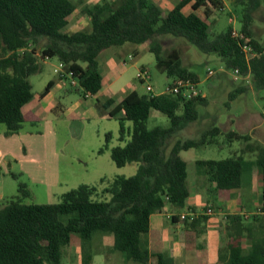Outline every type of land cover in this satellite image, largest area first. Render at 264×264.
I'll list each match as a JSON object with an SVG mask.
<instances>
[{
  "label": "trees",
  "instance_id": "obj_1",
  "mask_svg": "<svg viewBox=\"0 0 264 264\" xmlns=\"http://www.w3.org/2000/svg\"><path fill=\"white\" fill-rule=\"evenodd\" d=\"M260 0H235L240 8L241 36L232 34L228 25L217 34L210 31L207 19L213 10L224 8L222 0H176L173 8L164 11L149 0H98L86 5L84 13L89 30L64 31L68 18L76 10L71 0H0V124L4 135L19 133L25 122L37 123L40 117L24 107L33 98L29 77L43 70L42 61L56 58L63 65L60 77L70 74L76 80L72 90L82 97L94 96L102 89L97 61L99 54L113 46L147 45L155 55L156 68L167 80L197 75L182 63L180 52L173 47L162 55L159 36L169 34L183 38L204 53L216 54L224 65L242 77L250 76L253 85L264 88V40L254 37L252 11ZM189 5V12L184 8ZM200 11V12H199ZM41 44L40 51L38 48ZM247 46L249 49H244ZM133 50L132 54H136ZM59 77V78H60ZM69 77V76H68ZM198 83V82H197ZM53 85L48 81L40 97ZM247 90L239 86L229 94ZM206 97L184 98L173 93L139 94L130 91L118 103L110 97L97 98L96 106L111 116H118L119 141L123 145L108 148L110 134L99 150H109L114 164L122 167L135 162L138 167L130 176H116L102 189L79 184L63 193L56 203H25L30 196L26 185L20 184L19 194L6 198L0 208V264H62L71 233L82 241L90 240L97 231L113 235V248L138 264H172L159 251H149L142 239L149 230L150 215L163 209H196L187 206V163L180 152L202 146L229 148L234 142L244 145L230 151L223 159H197L203 168L208 191L213 198L241 187L243 156L254 153L261 171L259 221L264 213V145L252 141L249 133L222 130L212 126L196 138L177 139V134L198 118V106L206 105ZM151 110L168 118L166 126L149 128ZM130 121L127 136L123 121ZM180 217H171L172 222ZM208 215H188L181 220L182 239L187 249L194 247ZM242 214L225 216L226 228L250 230L242 222ZM264 231V224H263ZM142 242L144 247H142ZM239 245L231 243L224 264H264V235L261 242L243 254ZM92 255L83 250L81 264H91ZM217 264V263H216Z\"/></svg>",
  "mask_w": 264,
  "mask_h": 264
},
{
  "label": "rangeland",
  "instance_id": "obj_2",
  "mask_svg": "<svg viewBox=\"0 0 264 264\" xmlns=\"http://www.w3.org/2000/svg\"><path fill=\"white\" fill-rule=\"evenodd\" d=\"M71 1L75 2L76 10L69 17L64 31L71 33L76 30H89V20L84 8L98 0ZM149 1L164 11L169 10L176 2V0ZM222 3L224 8L219 11L213 10L207 19L213 34L219 33L228 25H232L236 30L240 26L241 6H236L235 0H222ZM189 10V6L184 8L185 13ZM252 15L254 37L263 42L264 0L259 1ZM159 41L162 44V55L173 47L181 50L183 65L197 75L198 88L208 100L206 105L198 106V118L181 130L177 134V139L196 138L207 128L219 126L224 131L231 129L249 133L252 141L264 145V88H256L250 76H240L228 69L216 54L201 52L183 38L165 34L159 36ZM125 46L135 48L137 55L125 56L124 65L120 57L113 55V52L121 51L123 46L109 47L97 57L100 75H103V85L106 87L107 79H112L113 83L107 89L113 94L120 90L126 93L135 90L139 94H146L149 93L145 88L146 84L152 87V93H162L170 80L156 68L154 53L149 51L147 45ZM40 48L41 44L38 52ZM59 64L55 57L45 59L42 61L43 70L29 77L33 86V98H37L49 80L53 82L59 80L63 86L62 90L42 99L39 108L35 110L40 120L37 123H23L19 133L13 135H4V126L0 124V208L6 198L19 194L20 184L26 185L30 192V196L24 198L25 203L50 204L58 202L63 193L76 188L79 184H90L102 189L109 186L114 177L130 176L137 170L138 165L135 162L122 167L116 166L110 158L108 149L99 152L106 143L108 134H110L108 148L125 143L118 139L120 114L111 117L96 106L97 97L88 96L84 99L74 92L70 84L71 78L60 77L63 69ZM142 67L148 71V77L143 83L137 78L138 70ZM208 69L213 71V75L208 76ZM239 86H247V90L237 93L230 99L229 94ZM108 91L102 97L99 96V100L110 95ZM52 105L55 108L51 109ZM167 124L168 118L165 115L151 110L147 122L149 128ZM130 126V121H123L125 138H128ZM243 145L241 142H234L229 148L202 146L181 151V157L187 162V185L190 191L187 201L200 205L207 199L215 200L208 191L207 184L204 186L202 183L204 170L196 164V160L223 159L230 156V151L237 150ZM193 174L197 175L194 179ZM260 196L261 171L256 165L254 153H246L243 156L241 187L233 192L226 207L228 206V211H232V207L241 204L239 208L247 215L242 214L241 222L250 230L238 231L235 228L228 230L225 217H222L220 227L223 229L214 227L210 236L203 235L196 241L194 248L185 250L187 253L185 258H195L199 264H224L228 260L229 245L231 243L239 245V241L241 253H249L254 245L261 242L264 235V213L259 221L252 219V215L259 212ZM213 205L223 207V204L217 202H213ZM101 233L103 231H95L86 242L81 240L79 234L71 233L62 264H77V257L83 250L91 253L92 264H138L131 260L124 262L121 259L122 252L113 249L108 242L102 241ZM142 237L146 240V236ZM173 237L179 236L175 234ZM144 246L142 242V247ZM202 260L208 262L201 263Z\"/></svg>",
  "mask_w": 264,
  "mask_h": 264
},
{
  "label": "crops",
  "instance_id": "obj_3",
  "mask_svg": "<svg viewBox=\"0 0 264 264\" xmlns=\"http://www.w3.org/2000/svg\"><path fill=\"white\" fill-rule=\"evenodd\" d=\"M173 6H174V4H172L169 8L171 9V8H173ZM187 6H189V5H187ZM166 7H168V6L166 5ZM133 50H136V49L132 48V47H128V46H123V49H121V51L113 52V55H117L118 57H120L122 59V65H124L126 63L125 58H124L125 56L131 55L132 57H134L137 55V51H136V54H132ZM99 68H100V66H99ZM101 74H102V71H101ZM104 74H105V72H104ZM101 77H102V85H103V75ZM112 83H113L112 79H107V86L105 87L103 85L102 89L93 97H97V98H99V96L102 97L104 95V93H106L108 91L107 87L110 86ZM62 89H63V86H62L61 81L58 80L57 82H53V85L50 88L49 92L44 97H40V94H39L37 96V98L36 97L32 98L31 101L25 105L24 111H32L35 114H37L35 110H37L39 108L42 99H45L50 94H52L54 92L56 93L57 91L62 90ZM108 94H110V95H108L105 99L111 97L114 100V103H118L128 93L120 90V91H117L115 94L108 91ZM87 97L88 96H86L85 98H87ZM103 100H101V101H103ZM53 102H51V103H53ZM32 103H33V106H31ZM50 108L53 109V108H55V106L52 105ZM196 176L197 175L193 174V179ZM202 183L204 186H205V184H207L206 179H205V175H203V182ZM235 190H237V189H233L230 192L225 193L224 196H222L221 198H216V199L213 198L215 200H208L207 199V200H205L204 203H202L200 205L193 204L189 200L186 201L187 206H191V207L195 208L196 211H198V212H200L207 205H212V207L218 211L217 213H215L211 216H208V218L205 222L204 228H203L202 232H200L196 241L199 240L203 235L210 236V234L212 233L211 231L214 227H219V229L221 228V230H222L223 227H220V226H222L220 223V220L222 217L226 216L225 214L239 213V214L246 215L243 212L242 208L241 209L239 208V207H241L240 206L241 204L232 207V211H228V206L226 207L227 201H230L231 195L233 194V192ZM189 195H190V191H189ZM212 201L223 204V207H221V206L218 207V206L213 205ZM189 210L190 209H180V210L163 209L162 211L154 212L150 215L149 230H148L147 234L145 235L146 241H147V244L149 247V251H153V252L159 251L160 253H162L163 257L166 258L167 260H169L170 262H172V264H199L198 260L195 258L194 259L193 258H190V259L185 258L186 254H187L185 250H187V248L185 247V243H184L182 236H181L182 235V227H183L181 219L179 218L178 221H176V222L171 221V217L173 215H175L177 218L178 216H180V214L187 213ZM187 216L188 215H186V217ZM172 232L174 234H172ZM175 234H178L179 237L174 238L173 235L175 236ZM100 238L102 241L108 242L113 248V235L111 233L103 232V233H101ZM194 246H195V244H194ZM202 247H204V245H202ZM82 253H83V251H81L79 256L77 257L78 258L77 264H81ZM121 256H122L121 259L124 262H128V259L125 257V255L123 253H121ZM152 259H154V261H152ZM206 261L208 262V260H202L201 263H205ZM151 262H153L155 264V258H153L152 256L149 258V264ZM91 264H92V261H91Z\"/></svg>",
  "mask_w": 264,
  "mask_h": 264
},
{
  "label": "built area",
  "instance_id": "obj_4",
  "mask_svg": "<svg viewBox=\"0 0 264 264\" xmlns=\"http://www.w3.org/2000/svg\"><path fill=\"white\" fill-rule=\"evenodd\" d=\"M232 34L234 36H241V34H239V32L233 28L232 30ZM244 49H249V47L245 46ZM131 56V55H129ZM45 59H48V57H46ZM44 59V60H45ZM59 66H61V68L63 69V65L60 63ZM63 73L64 69L62 70ZM236 72V71H235ZM237 73V72H236ZM207 74L208 76L213 75V71L211 69L207 70ZM63 75V74H62ZM69 77L71 76L69 73L66 74ZM148 77V71L146 68H140L138 70L137 73V78L138 80L143 83V81ZM71 78V77H70ZM72 85L76 83V80L71 78V82ZM146 90L150 93V94H154L152 93V87L149 84H146L145 86ZM163 92L166 93H173V94H177V95H181L184 98H192V97H196V96H201V97H205V94L198 88L197 82L192 81L190 78H176L175 80L167 83L165 89ZM162 92V93H163ZM218 211L216 209H214L212 206H205L200 212L195 211H188L187 213H182L180 214V219L183 220L186 215H199V214H205V215H213L215 213H217Z\"/></svg>",
  "mask_w": 264,
  "mask_h": 264
}]
</instances>
